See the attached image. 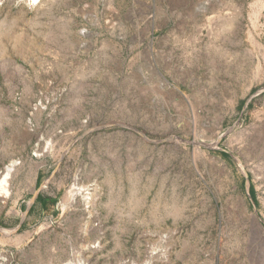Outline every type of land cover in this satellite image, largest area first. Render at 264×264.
Wrapping results in <instances>:
<instances>
[{
  "label": "rangeland",
  "instance_id": "obj_1",
  "mask_svg": "<svg viewBox=\"0 0 264 264\" xmlns=\"http://www.w3.org/2000/svg\"><path fill=\"white\" fill-rule=\"evenodd\" d=\"M13 162L0 264H264V0H0Z\"/></svg>",
  "mask_w": 264,
  "mask_h": 264
},
{
  "label": "bare ground",
  "instance_id": "obj_2",
  "mask_svg": "<svg viewBox=\"0 0 264 264\" xmlns=\"http://www.w3.org/2000/svg\"><path fill=\"white\" fill-rule=\"evenodd\" d=\"M31 1L36 2L37 0H31ZM217 5L219 7V4H217ZM223 26L225 27V23H223ZM223 26L220 25V23L219 24L216 23L215 26L214 25L211 26V31L214 30V29L219 30ZM16 165H17V163L13 162L9 167H7V170H6L7 172L4 175V177L3 176H2L3 178L1 177V179H0L1 180L0 181V195H4L6 197L8 196L9 192L6 189V186H8L9 176H11L12 173L15 171ZM75 186H77V185H75ZM71 192L73 194L72 196L74 197V196H78V195L82 194L84 192V190L81 189V188H78V187H74ZM247 216L250 218L253 230L256 232V236L260 238V242H261L262 246L264 247V227L260 224V222H259V220H258L256 215L247 214ZM6 260H7V258H6ZM1 264H4V263H1Z\"/></svg>",
  "mask_w": 264,
  "mask_h": 264
}]
</instances>
